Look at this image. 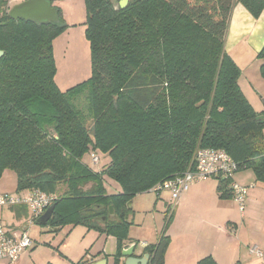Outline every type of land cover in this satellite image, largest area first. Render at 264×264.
Listing matches in <instances>:
<instances>
[{"label":"trees","instance_id":"trees-1","mask_svg":"<svg viewBox=\"0 0 264 264\" xmlns=\"http://www.w3.org/2000/svg\"><path fill=\"white\" fill-rule=\"evenodd\" d=\"M235 3L255 19L264 8V0H128L123 8L84 0L91 75L61 90L52 48L68 27L60 9L56 23L37 24L12 19L10 0H0V178L11 170L16 190L56 195L45 224L69 219L113 235V264L130 239L127 203L189 169L197 149L225 150L237 171L264 184V111L245 97L224 49ZM256 57L264 78V45ZM87 157L108 159L94 170ZM104 176L119 189L109 192ZM215 178L221 195L229 192L230 180ZM164 229L143 248L148 264H163Z\"/></svg>","mask_w":264,"mask_h":264},{"label":"crops","instance_id":"crops-1","mask_svg":"<svg viewBox=\"0 0 264 264\" xmlns=\"http://www.w3.org/2000/svg\"><path fill=\"white\" fill-rule=\"evenodd\" d=\"M13 1L11 0V4ZM67 25L68 27L72 25V21ZM263 45L264 8L259 17L255 19L240 3H235L229 19L224 49L240 68V86H243L244 81H249L245 73L249 64L257 60V52ZM258 63L256 67L259 69L260 61ZM6 175L10 176L11 184L9 188L0 186V193H11L9 190L16 189L15 173L14 175L9 174L5 170L0 180ZM212 178L215 177L190 184L168 213L165 211L167 203H169L166 199L169 192L167 191V195L165 194V199L156 194L159 195L158 198L162 205L154 203L153 210L156 211V208L159 207V210H163V217L168 216L165 222L166 226L165 223L163 225L165 233L169 237L163 264H196L198 260L206 256H211L216 264H264V184L255 181L254 174L250 169L235 172L232 177L233 181L248 187L245 208L241 212L229 192L224 191V194L221 195L222 192L218 189L219 179ZM112 187L113 191L119 189L115 186ZM27 191L21 190L17 194H24ZM29 221L30 214L26 207L0 208V222L13 235L18 236L23 231L27 232L26 223ZM15 224H18V227ZM161 224L163 221L158 220L154 228L155 234ZM154 236L152 234L138 245L129 235L130 239L124 241L123 248L135 244L133 253L141 256L146 244L157 241L158 237ZM114 241V249H111L110 253H106L107 255L111 254L110 257H103L102 253L97 251L86 255L85 258L88 262L106 258L107 264H113L112 255L116 250V240ZM255 247L260 250V255L251 250ZM27 251L28 249L23 252L16 263L11 264H29L27 256L30 255ZM98 253L99 255H96ZM2 263L0 260V264ZM120 264H123L122 257H120Z\"/></svg>","mask_w":264,"mask_h":264},{"label":"rangeland","instance_id":"rangeland-1","mask_svg":"<svg viewBox=\"0 0 264 264\" xmlns=\"http://www.w3.org/2000/svg\"><path fill=\"white\" fill-rule=\"evenodd\" d=\"M18 1L20 0H14L12 3L15 4ZM52 6L60 9L65 23L72 21V25L67 27L52 42L56 64L55 82L61 90H66L91 75L89 44L84 35V0H55L52 1ZM258 62L259 59L249 64L245 73L249 81H244L241 87L253 109L261 112L264 111V78L256 67ZM261 132L264 143V127ZM86 159L92 169L101 170L103 162H107L108 158H100L97 163L90 162L88 157ZM7 172L14 175L11 170H7ZM212 179L217 180L216 178ZM0 182L1 187L9 188L10 176L6 175ZM104 185L109 192L113 191L112 186L119 188L114 181L105 176ZM9 191L11 194L18 193L16 189ZM165 194L167 195V190H162L159 193L163 199H165ZM169 194L166 198L168 201L171 198ZM158 196L155 192L146 191L136 194L131 200V209L128 213V220L131 221V225L127 233L138 245L152 234L155 235L154 237H158L167 221L168 216L163 217V210H159V207L156 208V211L153 210L154 203L162 205ZM158 220L163 221V224L155 234L154 228ZM9 224L11 225V223ZM26 225L28 226V236L34 243V246L28 248L27 251L30 255L27 256L29 257V264H46L47 262L68 264L69 261H80L84 255L93 254L97 251H100L103 257H110L111 254L107 255L106 253H110L111 249H114L113 241L116 240L111 234L101 233L82 223L72 224V220L69 219L55 227L49 224H40L34 220L27 222ZM15 226L18 227V224Z\"/></svg>","mask_w":264,"mask_h":264},{"label":"built area","instance_id":"built-area-1","mask_svg":"<svg viewBox=\"0 0 264 264\" xmlns=\"http://www.w3.org/2000/svg\"><path fill=\"white\" fill-rule=\"evenodd\" d=\"M11 2V0H10ZM97 158L93 156L92 161ZM237 163L223 149L199 148L194 154L192 166L182 174L156 184L149 191L159 194L162 190L170 193L169 211H171L180 195L188 189L193 182L206 180L211 177L229 179L228 189L231 198L236 202L239 210L245 208L247 186L233 181L232 177L237 172ZM57 199L53 193L40 190H28L24 194L0 193V208L26 207L30 214V221L38 219L45 210ZM33 240L23 231L16 236L9 232L0 222V260L7 263H16L23 252L32 247ZM251 250L257 255L261 252L256 247Z\"/></svg>","mask_w":264,"mask_h":264},{"label":"water","instance_id":"water-1","mask_svg":"<svg viewBox=\"0 0 264 264\" xmlns=\"http://www.w3.org/2000/svg\"><path fill=\"white\" fill-rule=\"evenodd\" d=\"M52 1L55 0H23L12 4L8 8V15L12 19H23L27 21H32L37 24L58 21V10L56 7L52 6ZM63 1V0H62ZM114 8H123L126 6L128 0H110ZM3 51L0 50V57ZM94 135V128L91 127V136ZM127 206H131V202L127 203ZM54 209V204L49 206L45 212L37 219L40 224H45L51 216ZM109 213L112 215V208H109ZM135 244L124 247L121 250V257L123 259V264H148L149 254L143 253L141 256H137L133 253ZM107 264L106 258H101L95 262H88L87 259L83 260L81 264Z\"/></svg>","mask_w":264,"mask_h":264},{"label":"flooded vegetation","instance_id":"flooded-vegetation-1","mask_svg":"<svg viewBox=\"0 0 264 264\" xmlns=\"http://www.w3.org/2000/svg\"><path fill=\"white\" fill-rule=\"evenodd\" d=\"M20 1H23V0H20ZM20 1H18V2H20Z\"/></svg>","mask_w":264,"mask_h":264}]
</instances>
